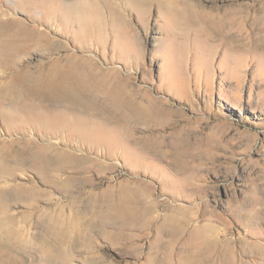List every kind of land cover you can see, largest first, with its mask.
<instances>
[{"label":"rangeland","instance_id":"374dc122","mask_svg":"<svg viewBox=\"0 0 264 264\" xmlns=\"http://www.w3.org/2000/svg\"><path fill=\"white\" fill-rule=\"evenodd\" d=\"M5 29L30 53L0 67V192L35 205L0 196V264L264 262V0H0ZM73 61L149 122L4 96L26 63Z\"/></svg>","mask_w":264,"mask_h":264},{"label":"bare ground","instance_id":"6f19581e","mask_svg":"<svg viewBox=\"0 0 264 264\" xmlns=\"http://www.w3.org/2000/svg\"><path fill=\"white\" fill-rule=\"evenodd\" d=\"M6 22V21H5ZM228 26V25H227ZM2 27V26H1ZM3 29V28H2ZM8 30V29H7ZM9 31V30H8ZM10 33V31H9ZM4 37L8 39H3L0 42V67H8L11 66L13 67L18 59H15V55H19L21 53H25L27 49L29 48V45L27 42L22 41V40H15L14 38H9V34L7 33L6 29L2 32ZM242 34V33H241ZM248 35V34H246ZM239 37V36H238ZM2 38V36H1ZM21 41V42H20ZM32 41V40H31ZM34 41V40H33ZM232 41V40H231ZM237 41V40H236ZM261 43L264 44L263 40H259ZM257 40V42L260 44ZM35 42V41H34ZM29 43V42H28ZM54 43V42H53ZM255 43V42H254ZM31 44V43H30ZM237 44V43H236ZM35 46V44H33ZM33 46V47H34ZM239 46V44H238ZM36 49V48H35ZM28 52V51H27ZM30 53V52H28ZM24 55V54H23ZM26 56V55H25ZM20 57V56H19ZM22 57V56H21ZM75 57V56H74ZM24 58V57H23ZM63 60V59H62ZM40 62V61H39ZM67 62V61H65ZM77 62V61H76ZM75 61H73V64H70L68 66H52L48 68L47 63L42 64L43 66H40L39 71L31 72L29 70L30 66L29 65H24L22 68L19 70L12 72L9 81L5 85V95L6 97H10L11 100L15 99H20L23 97H28L30 99H38V100H52L54 103H62L63 105L65 103H69L70 105L73 104V107L79 108L81 110H89L90 108L94 107L96 110L99 111H104L105 113H109V116L113 117L112 119H116L114 122V129H124L126 132V129L129 128V123L134 122V121H139L143 120V122L148 123L149 122V115L143 116L142 118L138 117L134 114L133 108L132 107H126L125 111H119L117 108V103L116 99L114 96V100H112L111 105H106L104 103L96 102L99 98L95 96V91L93 89V85L98 87L95 84H89V76L88 74H85V67L80 66V64H77ZM29 63V62H28ZM41 63V62H40ZM49 64V63H48ZM69 64V63H68ZM21 65V64H20ZM53 65V64H52ZM37 67V66H35ZM45 69V70H44ZM37 70V68H36ZM87 71V70H86ZM89 73V72H88ZM85 74V75H84ZM91 76V75H90ZM92 77V76H91ZM95 78V77H93ZM94 81V80H93ZM96 83V82H95ZM1 84V83H0ZM5 84V83H4ZM3 86V85H2ZM104 86V85H103ZM2 88V87H1ZM97 89V88H96ZM103 89V88H102ZM116 89V88H115ZM2 90V89H1ZM4 91V90H3ZM115 91V90H114ZM2 92V91H1ZM116 94L118 93V90L116 89ZM101 99V97H100ZM106 100V99H104ZM103 100V101H104ZM1 102V101H0ZM5 102V101H4ZM11 102V101H10ZM2 103V102H1ZM59 103V104H60ZM4 105V103H2ZM47 104V103H46ZM110 104V103H109ZM2 105V106H3ZM45 105V104H43ZM35 106V105H34ZM46 107V106H45ZM37 108V107H36ZM117 108V109H115ZM54 109V108H53ZM141 113H146L144 109H140ZM11 111V110H10ZM60 111V110H59ZM62 111V110H61ZM12 112V111H11ZM53 113H57L58 110H53ZM70 112V111H69ZM6 113V112H5ZM38 113V112H37ZM42 112H39V114ZM36 114V113H35ZM104 114V113H103ZM62 115V114H61ZM95 115V114H94ZM5 116V115H4ZM8 116V115H7ZM13 116V115H12ZM54 117V116H53ZM64 117V116H63ZM70 117V116H69ZM7 118V117H6ZM11 118V117H10ZM16 118V116H15ZM40 118V116H39ZM51 118V117H50ZM105 118V117H104ZM121 118V119H120ZM9 119V118H7ZM44 119V118H43ZM55 119V118H54ZM59 119V118H57ZM70 119V118H69ZM12 120V119H11ZM36 120V119H35ZM108 120V119H107ZM40 121V120H39ZM56 121V119H55ZM60 121V120H58ZM63 121V120H62ZM44 122V121H43ZM49 122V121H48ZM52 122V121H51ZM122 122V123H121ZM38 123V122H37ZM60 123V122H59ZM141 124V123H140ZM51 125V124H50ZM51 127V126H50ZM56 127V126H55ZM130 130V129H129ZM51 131V130H50ZM121 131V130H120ZM47 132V131H46ZM55 132V130H54ZM53 132V133H54ZM129 132V131H128ZM127 132V133H128ZM124 135V134H123ZM126 136V135H125ZM31 143V142H29ZM50 146V145H49ZM152 146V145H150ZM152 148V147H151ZM23 149V148H22ZM39 149V148H38ZM44 149V148H43ZM25 150V149H24ZM23 150V151H24ZM15 151V150H14ZM20 151V150H19ZM22 151V152H23ZM27 151V150H26ZM11 152V151H10ZM28 152V151H27ZM60 152V151H59ZM21 154V153H20ZM39 154V153H37ZM63 154V153H62ZM19 155V153H18ZM17 155V156H18ZM24 155V154H21ZM20 155V156H21ZM31 155V154H30ZM30 155L28 157H30ZM34 155V154H33ZM11 156V155H10ZM63 156V155H61ZM15 158V157H14ZM65 159V158H64ZM69 159V158H68ZM75 159V158H74ZM9 156L5 153L4 156L0 158V173H5L7 170L9 171L10 169V163ZM24 160V159H23ZM56 160L55 158L49 159V162ZM83 160V159H82ZM73 162V161H72ZM23 163V162H22ZM34 163V162H33ZM32 164V163H31ZM61 165V164H60ZM74 166V163H73ZM253 166V165H251ZM18 168V167H17ZM22 168V167H21ZM13 170V169H12ZM55 170V169H54ZM15 171V169H14ZM57 171V169L55 170ZM11 172V171H10ZM13 172H11L12 174ZM56 173V172H55ZM58 173V172H57ZM56 173V174H57ZM2 175V174H1ZM0 175V176H1ZM7 176V175H6ZM3 177V176H2ZM5 177V176H4ZM12 177V175H11ZM58 177V176H57ZM9 179V178H8ZM2 181V179H1ZM55 182V181H54ZM260 182V181H259ZM19 185V184H18ZM15 186V185H14ZM23 186V185H22ZM21 186V187H22ZM27 186V185H26ZM29 186V185H28ZM258 186V185H257ZM3 188V187H2ZM13 188V187H12ZM15 188V187H14ZM24 188V187H23ZM11 189V188H10ZM16 189V188H15ZM23 190V189H22ZM21 189L18 190V193H15L14 191L11 190H1L0 196L1 197H7V200L10 198L18 199L21 202L29 204L31 202V205H35L33 203V198L26 193V191H22ZM25 190V189H24ZM9 197V198H8ZM12 199V200H14ZM253 201L256 203L264 204V189L259 188V189H254ZM0 200H2L0 198ZM10 201V200H8ZM246 201H249V199H246ZM252 201V202H253ZM4 202V199H3ZM7 202V201H5ZM19 203V202H18ZM2 204V203H0ZM10 204V202H9ZM23 205V204H21ZM91 205V204H89ZM93 205V204H92ZM91 205V206H92ZM3 206V204H2ZM24 206V205H23ZM36 207V206H34ZM33 208V207H32ZM38 208V207H37ZM94 209V207H93ZM95 213V212H94ZM178 222V221H174ZM49 226V225H48ZM50 227V226H49ZM171 227H177L176 224L171 225ZM52 230V228L50 229ZM54 231V229H53ZM60 233V232H59ZM201 236V231L197 232L195 234V238L191 240L188 245L193 248L197 247V237ZM216 238V235L214 236V239ZM236 239V238H235ZM238 240V239H237ZM218 241V239H217ZM229 242V240H228ZM230 244V243H229ZM161 245H168L165 244L164 242L160 243ZM173 248L176 247V244H171ZM228 246V245H227ZM230 249V248H229ZM228 250V249H227ZM232 250H230L231 252ZM226 249L218 252L219 256H223L224 259L227 258V253L225 254ZM225 254V256H224ZM165 258L155 255L152 257V264H157V262H163ZM262 259L264 260V256H262ZM204 260L203 257V252L202 250L198 251H192L189 254V260L188 264H202ZM170 261H173V258L170 259ZM180 263V261H179ZM259 264H264V262L259 263Z\"/></svg>","mask_w":264,"mask_h":264}]
</instances>
